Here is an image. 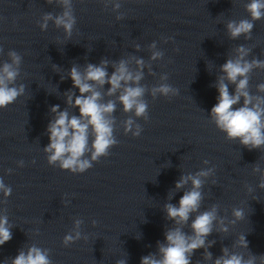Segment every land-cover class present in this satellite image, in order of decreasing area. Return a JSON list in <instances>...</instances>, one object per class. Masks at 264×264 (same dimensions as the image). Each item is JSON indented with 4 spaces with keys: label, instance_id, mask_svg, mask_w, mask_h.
<instances>
[{
    "label": "clouds",
    "instance_id": "obj_1",
    "mask_svg": "<svg viewBox=\"0 0 264 264\" xmlns=\"http://www.w3.org/2000/svg\"><path fill=\"white\" fill-rule=\"evenodd\" d=\"M46 3L56 4L62 11L59 14L44 13L38 21L41 31H46L51 22L56 29L63 30L65 39L69 41L77 24L73 0H46ZM101 3L105 9L111 7V10L117 13L118 21L124 18L123 13L119 12L122 0H101ZM244 8L249 18L233 19L225 24L230 40H237L241 36L245 40H251L255 22L264 19V0H248ZM171 39L172 37L164 38V43ZM147 47L150 52L147 61L129 55L118 60L102 58L99 64L86 63L81 66L74 63L71 66L67 77L71 78L73 88L79 90V95L69 89L63 93L66 107L61 110L60 105H53L49 109L51 118L46 133L50 142L43 148V152L50 166H58L61 170L73 174H82L92 168L94 162L109 156L110 150L119 143L114 135L117 103L122 106L125 114H133L121 122L124 134L131 133L133 137H139L143 128L136 119H149L146 94L151 95L153 100L158 96L170 98L179 95V89L167 83V73L160 74L157 85L149 87L141 83L145 78L144 70L147 69L149 75H156L152 62L162 60L165 55L164 51L157 47L156 41ZM135 50L140 51L141 46L136 44ZM3 52L4 49L0 46V54ZM232 53L219 68L220 74L213 85L219 93L217 103L211 108L208 116L215 127L225 134L227 140L238 141L250 151L261 150L264 149V83L256 86L259 94H252L249 81L253 70H264V59H249L252 49L244 44L237 45ZM7 57L8 60L0 64V109L15 103L24 95L26 88L23 83L17 84L21 74L22 56L15 50H9ZM53 66L60 68L55 64ZM109 66L113 69L111 73L108 71ZM65 78L61 76L62 81ZM230 84L235 86L234 93L229 90ZM105 85L109 87L105 89ZM56 91L59 93L58 89ZM74 108L79 109L78 116L70 112V109ZM209 163L208 160L203 161L204 165ZM253 165L252 172L259 174L257 187L264 190V169L258 163ZM24 166L23 160L17 161V167ZM169 166L170 162L164 167ZM12 171L13 169H8L7 173L11 174ZM214 175L215 166L181 174L174 189L168 194V200L171 201L176 192L183 190L178 205L170 202L163 205L166 219L173 221V225L165 230V240L157 241V251L142 256L140 264H192V256L199 249L204 250L202 261H210L211 264H264V254L255 255L250 251L245 234L237 237L232 249H244L247 255L245 252L230 250L224 246L221 248L222 254L214 259L209 251L216 243L215 240L208 239L212 233L227 234L229 225H235L245 219L242 208L232 209L231 220L227 216L219 215L218 204L201 211L204 200L202 189L208 178ZM248 191L251 193L253 189L248 187ZM0 193L4 202L12 194L11 186L6 185L2 177ZM69 203L70 201H64L65 206ZM3 212L4 214H0V246L12 239L11 229L14 227L9 221L7 210L4 209ZM191 217L194 218L189 224ZM83 223L80 218L73 220L72 230L63 237L64 247H69L81 239H88L81 231ZM97 223L98 221L92 220L93 227ZM185 227L190 228V233L184 231ZM140 236L141 234L136 238L139 239ZM50 254V249L31 244L26 249H20L15 258L10 259V264H53ZM116 264H127V253L126 258L116 260ZM196 264H201V260H197Z\"/></svg>",
    "mask_w": 264,
    "mask_h": 264
}]
</instances>
